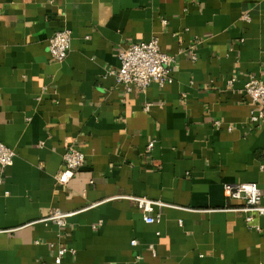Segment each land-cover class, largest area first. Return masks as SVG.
Masks as SVG:
<instances>
[{
	"label": "crops",
	"instance_id": "obj_1",
	"mask_svg": "<svg viewBox=\"0 0 264 264\" xmlns=\"http://www.w3.org/2000/svg\"><path fill=\"white\" fill-rule=\"evenodd\" d=\"M153 37L173 82L127 93L109 75L118 53ZM251 76L264 84V0H0V142L15 153L0 167V264H54L62 246V264H264V220L251 230L224 193L255 183L264 203ZM69 146L85 164L65 185ZM129 197L164 206L146 224ZM54 213L72 214L65 228Z\"/></svg>",
	"mask_w": 264,
	"mask_h": 264
},
{
	"label": "built area",
	"instance_id": "obj_2",
	"mask_svg": "<svg viewBox=\"0 0 264 264\" xmlns=\"http://www.w3.org/2000/svg\"><path fill=\"white\" fill-rule=\"evenodd\" d=\"M243 20L250 21L248 15ZM166 25V22L163 21ZM71 32L64 29L56 32L48 42V52L56 63H62L68 56L70 49ZM119 67L111 71L115 83L121 86L127 93H144L151 84L164 86L173 82L171 76V65L174 62L173 56L161 51L159 39L153 37L148 42H137L122 49L118 53ZM191 59L195 61L197 54H193ZM244 94L249 99L250 116L249 121L254 125H259L264 121V84L260 80L251 76L244 86ZM149 105L146 106V110ZM154 141L148 144V149H152ZM15 153L12 149L0 142V167L7 168L13 165ZM85 164L84 155L76 150L74 146H69L63 155L62 171L59 176L61 184H67ZM224 193L227 198L241 202V207L235 209L244 215V220L251 230L260 231V227L254 224V216L264 220V203L259 186L255 183H242L235 185H224ZM138 210L143 214L146 224H152L156 220L151 216L154 207L164 206L159 201L150 200L145 197H129ZM72 214L54 213L47 220L53 222L60 229L65 228L67 219ZM133 245L135 242H132ZM66 253H74L73 249L60 247L54 264H62V259Z\"/></svg>",
	"mask_w": 264,
	"mask_h": 264
}]
</instances>
